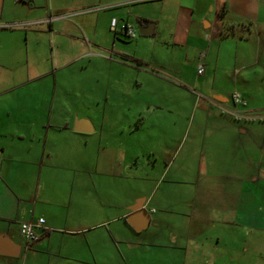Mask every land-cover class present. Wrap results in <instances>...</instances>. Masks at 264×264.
Segmentation results:
<instances>
[{
    "label": "crops",
    "instance_id": "crops-1",
    "mask_svg": "<svg viewBox=\"0 0 264 264\" xmlns=\"http://www.w3.org/2000/svg\"><path fill=\"white\" fill-rule=\"evenodd\" d=\"M132 1L136 0H111L110 3L119 5ZM157 1H161L162 6L170 2L175 4L177 12L169 34L174 45L186 52L193 40L200 38L208 42L210 53L212 42L218 47L222 45L223 32L227 29L242 34L248 24L264 25V0ZM8 3L9 0H1L0 9V234L19 244L20 252L17 257L0 255V264H27V261H37L44 255L49 259L97 263L105 255L124 256L130 250L125 249L126 243L137 246L133 252L136 253L135 260H139L140 253L150 256L157 248L159 254L152 264H171L173 260L185 263L191 247H197L195 250L203 256L207 245L222 254L224 262L234 264V243L225 237L213 239L207 235L204 225H200L211 226L209 223L214 222V218L224 219L233 234L242 231L244 247L238 252L246 257L251 253L246 245L254 244L253 256L264 261V124H253L251 118L258 106L249 101L245 106L235 105L231 94L234 108L229 111L240 116L235 117L229 111L231 116L226 115L215 108L214 102L211 104L215 106L213 109L203 106L205 111L200 114L198 110L188 113L186 99L189 92L178 82L161 75L157 65L148 58L139 54L107 55L108 48L85 41L80 24L49 15L42 23L48 26L46 32L53 40L52 70L46 75L53 73L56 89L59 69L79 61L85 62L84 69L95 61L103 68L109 66L121 70L122 74L116 78L107 75L97 84H86L90 86L88 95L97 102H108L117 97L128 104V109L135 108L143 117L129 131L131 141L124 142L125 127L110 130L106 120L96 119L98 115L70 109L71 96L78 95L74 90L75 94L70 91L65 95L28 91V85L46 75L34 64L27 71L24 60L13 52L12 49L19 46L18 35L24 33L28 39V32L5 26L10 25L7 22L24 25L27 20L12 18ZM196 12L204 18V28L193 16ZM125 18L115 17V29L111 28L110 21L113 39L118 36L136 39L137 36H128L127 25L136 35L137 30L133 22ZM137 20L153 22L150 20L154 19L142 15ZM60 23H68L69 29L58 30L56 25ZM157 25L158 22L155 30ZM33 31L45 32L35 28ZM154 35L155 31L149 36ZM59 37L72 43L62 52L58 51ZM182 52L178 51L171 62L160 66L165 68L167 65L175 70V75H180L186 59V54L184 59L181 56ZM203 58L205 54H201L199 60L202 62ZM132 73L137 75L131 82L128 77ZM149 85L162 90L171 85L176 87V93L157 92L156 87L152 89ZM110 87L112 94L108 92ZM177 88L185 90V94ZM242 95L244 98L249 96V100L255 96L252 92ZM60 101L67 106L62 113L58 106ZM169 102H173V107L165 109ZM103 114L100 116L104 119ZM160 120L171 122L169 129L174 130L177 149L169 155L163 153L168 159H165L166 165L160 175L151 171L154 163L148 173L142 174L141 156L149 153L155 154L157 160L159 158L151 145L159 135ZM77 126L85 131H77ZM168 137L173 141L172 135ZM191 174L199 181L190 188ZM236 176L241 183L237 192L229 184ZM206 181L224 184L216 193L207 186L208 183L205 184ZM150 182L154 184L151 193L145 191ZM140 201L150 214L149 226L155 228L145 235H155V243H141L137 235L145 229L137 232L126 220L130 208ZM39 218L45 220L43 227L37 230L40 237L29 243L21 236L19 226ZM164 226L169 228L167 233L157 231ZM249 234L254 235L253 244ZM162 235L164 239H161Z\"/></svg>",
    "mask_w": 264,
    "mask_h": 264
},
{
    "label": "rangeland",
    "instance_id": "rangeland-1",
    "mask_svg": "<svg viewBox=\"0 0 264 264\" xmlns=\"http://www.w3.org/2000/svg\"><path fill=\"white\" fill-rule=\"evenodd\" d=\"M111 0H33V1H24L22 0H9L8 11L12 18H25L27 23L24 25L12 24L14 22H7L8 28H23L27 30L28 39L25 38V34L18 35L19 37V46L13 48V52L24 60L26 66L32 67V64L39 69L43 74L46 75L50 70H52V57H53V40H50V37L46 31L48 26L43 23V20L47 19L49 15L59 16L63 21L68 20L75 22L81 25L82 28V37H84L87 42H94L101 45L104 48H108L107 55L115 56V53L134 55L139 54L143 57L148 58L151 63L157 65V69L161 75H166L167 78L171 79L175 83L178 82L181 86L185 87L189 95H187V110L188 113L193 110H198V114L201 111H205V108L213 109L215 106L211 105L212 102L217 104L215 108L221 110L228 116L230 115L227 111L233 107V103L230 99V95L234 92H240L241 94L246 95L248 92H252L255 96L249 100V96L245 99L249 101L252 105H257L258 110L253 112L252 122L253 124H264L261 123V120L264 121V25L256 26L254 24H248L247 28L241 34L239 31L235 30L232 32H223V38L225 39L221 46L218 47V44L212 42L216 40L215 38L211 40V50L210 53L207 51V46H210L205 40L191 41L190 45L187 48V52L183 49H180L178 46L174 45V40L169 34L170 29L173 27V18L176 15L175 4L171 2L162 6L161 1H149V0H136L132 2H123L119 5H114L110 3ZM127 1V0H124ZM10 4V6H9ZM25 5V6H24ZM200 13H195L193 16H196L198 24L200 23L201 27L204 28L205 20L199 16ZM67 15V16H66ZM146 15L154 20L155 23L158 22L156 26L154 36H142L138 31V17ZM198 15V16H197ZM7 16V15H6ZM112 17L120 18L123 17L130 22H133L135 29L137 30L136 39H127L123 37H116L113 39V33L109 29L110 21ZM29 18V19H27ZM148 20V19H146ZM149 21V20H148ZM26 22V21H24ZM16 23V22H15ZM41 23V26L39 24ZM12 24V25H11ZM38 24V26H37ZM45 31L37 32L33 31ZM56 28L59 30L69 29L68 23H60L56 25ZM44 29V30H42ZM24 32V31H23ZM68 40L59 37L58 39V51L62 52V49L65 47H70L72 43H67ZM91 45V44H90ZM155 47V48H153ZM219 50V51H218ZM92 51L96 52L92 47ZM112 51V52H111ZM178 51L186 52L182 57L184 59L186 54V59H184V65L180 75H175V70L171 69L169 66L165 65L161 67L160 65L171 62L177 55ZM201 54H205V58L202 59L204 65V73L202 75L197 74V64L199 63V57ZM219 54V57H217ZM201 62V61H200ZM216 63V68L215 67ZM28 64V65H27ZM85 62L79 61L72 65L71 67L65 69H59L58 75V87L57 89L54 86V75L50 73L39 81L32 83L33 85H28V91H42L50 94L56 93L57 95H65L70 91L77 92V96H71L73 99L71 101L70 109H80L81 112H89L92 115H98L97 120H106V127L110 130L117 129V127H125L123 131L124 142H130V130H132L135 125L141 122L143 119L140 114H137V110L128 109V104L124 101H121L120 98L112 97L108 102L101 101L97 102L92 99L88 93L90 92V86L86 83L97 84L100 79H105L108 77L116 78L122 74L119 68L114 69L111 67L103 68V65L100 63H95L93 61L89 66H86L84 69ZM87 65V64H86ZM102 66V69L100 68ZM151 69V68H150ZM149 69V70H150ZM170 69V70H169ZM157 71V70H156ZM126 72V71H125ZM118 75V76H116ZM136 73H132V76H129L130 81L135 79ZM124 76V75H122ZM149 76V75H143ZM125 78L127 76H124ZM30 86V87H29ZM33 86V87H31ZM152 89L156 87L157 92L161 93H176V87L166 86L163 90L158 88L155 85H149ZM148 89V87H146ZM109 94H112V89L110 87ZM150 89V88H149ZM178 92L185 94V90L177 88ZM73 91V92H74ZM72 93V94H75ZM70 94V93H69ZM87 94V95H86ZM188 94V93H187ZM89 96V97H88ZM210 102V103H209ZM61 113L62 110H66L67 106L62 101L58 103ZM89 106L88 111L85 108ZM173 107V102H169L166 105L165 109ZM58 109V110H59ZM102 112L105 113L104 119L102 118ZM163 114H166L163 111ZM168 114V113H167ZM169 115V114H168ZM256 115V116H253ZM164 116V115H163ZM231 116V115H230ZM75 120V118H73ZM242 122V121H241ZM171 122L166 120L158 121L159 135L156 140L151 145L152 148L158 153L159 158L157 160L156 155H150L149 153L144 154L140 157L141 169L140 173L146 174L151 170V165L154 163L155 175H160L161 170L165 167L164 152L166 154H172L177 149V144L174 143V130L169 129ZM196 125V122H194ZM135 134V133H134ZM173 136V141L168 136ZM191 136V135H189ZM137 137V136H136ZM180 139V138H179ZM190 139L188 138V141ZM172 141L171 145L169 142ZM180 141V140H179ZM178 141V142H179ZM174 143V144H173ZM180 150V149H179ZM167 155V156H168ZM258 161L257 159L255 160ZM253 161V165L256 162ZM239 166V165H238ZM196 167V166H194ZM237 167V165H236ZM156 176V177H157ZM189 183L195 187L196 183L199 181L195 174L189 176ZM208 183V184H207ZM205 184L211 190L216 193L220 192V187L224 183L217 181H206ZM219 184V185H218ZM236 192L240 186V181L233 179L229 183ZM154 184L149 183L146 187V192L151 193ZM220 187V189H219ZM230 188V187H229ZM195 189V188H193ZM225 220H216L214 222H208L211 226L207 224H200L207 231V235L216 239L217 237L229 238L230 241L234 243V249H236L234 257V264H264V261L259 257L253 256V253L256 249L254 243V235L249 234L253 245H246L248 252H251L249 255H244L242 252H238L239 249H242L244 246V236L242 231L240 233L233 234L228 228V225L224 222ZM205 222V221H204ZM164 226L163 228H157V231L160 233H167L169 228ZM151 229L155 228L148 227L137 236L138 240L142 242L155 243L153 240L155 235H145L147 231L150 232ZM149 234V233H148ZM198 234V233H197ZM232 234V235H231ZM243 236V237H242ZM161 239H164V236H160ZM255 237H258L255 235ZM208 249L205 251L203 256L201 253H198L194 247H191L190 254L185 263L182 264H228L221 259L222 254L216 251L212 246H206ZM258 247V245H257ZM133 248V249H131ZM137 246L130 244H125V249L127 250L122 256L121 254H116L114 256H103L101 261L97 263L92 260L86 261V264H152L155 262L154 257L156 254H159L158 249L155 248L154 251L150 254H141L139 260H135L136 253L134 254V249ZM222 249L223 247L220 246ZM133 250V251H131ZM174 259V258H173ZM27 264H85L80 262H70L66 259L61 258H51L48 256H42L39 260L33 262L27 261ZM171 264L176 263V260H173Z\"/></svg>",
    "mask_w": 264,
    "mask_h": 264
},
{
    "label": "water",
    "instance_id": "water-1",
    "mask_svg": "<svg viewBox=\"0 0 264 264\" xmlns=\"http://www.w3.org/2000/svg\"><path fill=\"white\" fill-rule=\"evenodd\" d=\"M1 9V0H0ZM138 31L142 36H149L155 31V23L148 21L138 22ZM84 127V126H83ZM77 131H85L84 128L80 126L76 127ZM130 214L127 215V222L135 229V231L140 232L146 229L150 223V214L148 210L144 207L142 201L138 202L131 208ZM20 252V245L13 242L11 238L4 234H0V255L17 257Z\"/></svg>",
    "mask_w": 264,
    "mask_h": 264
},
{
    "label": "built area",
    "instance_id": "built-area-1",
    "mask_svg": "<svg viewBox=\"0 0 264 264\" xmlns=\"http://www.w3.org/2000/svg\"><path fill=\"white\" fill-rule=\"evenodd\" d=\"M116 23H117V20L115 18L111 19L112 29H115ZM5 27H9V26L7 25ZM126 32L130 38L136 37V33L134 32V30L132 29L130 25L126 26ZM197 72L199 75H202L204 73V65L202 62L198 64ZM231 97L235 105L245 106L247 103L246 99L239 92L232 93ZM229 112L235 117L240 116L238 113L234 111H229ZM44 222L45 220L43 218H39L36 221L23 222L19 226V232L21 236H23L27 240V242L29 243L36 242L40 237L37 230L43 227Z\"/></svg>",
    "mask_w": 264,
    "mask_h": 264
},
{
    "label": "trees",
    "instance_id": "trees-1",
    "mask_svg": "<svg viewBox=\"0 0 264 264\" xmlns=\"http://www.w3.org/2000/svg\"><path fill=\"white\" fill-rule=\"evenodd\" d=\"M135 61H136V63H137L138 65H142L141 62H139L138 60H135Z\"/></svg>",
    "mask_w": 264,
    "mask_h": 264
}]
</instances>
